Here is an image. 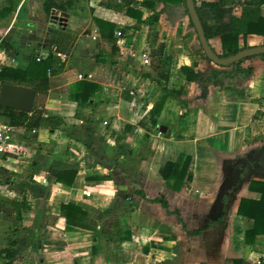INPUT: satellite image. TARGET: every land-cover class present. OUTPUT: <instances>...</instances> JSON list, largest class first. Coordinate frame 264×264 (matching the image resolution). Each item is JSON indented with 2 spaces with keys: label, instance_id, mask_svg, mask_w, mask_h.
<instances>
[{
  "label": "crops",
  "instance_id": "obj_1",
  "mask_svg": "<svg viewBox=\"0 0 264 264\" xmlns=\"http://www.w3.org/2000/svg\"><path fill=\"white\" fill-rule=\"evenodd\" d=\"M44 1L0 0V10H12L0 20V40L15 51L0 46V59L8 64L0 68L26 70L35 56L51 53L63 63L39 100L62 126L13 125L17 152L0 167V251L16 253L10 263L264 264V237L247 245L254 222L237 215L242 198L261 197L249 190L250 182H264V61L247 60L253 75L226 93L182 74L183 66H197L205 78L226 70L204 58L182 6L156 5V24L129 29L120 38L117 31L136 20L101 6L103 0H78L76 9L53 10L49 18ZM137 8L144 18L153 14ZM235 15L241 16L240 6ZM94 18L118 26L115 64L95 60L111 44L100 35L95 51ZM258 40L264 37L250 35L248 44ZM209 44L223 53L219 37ZM80 73L86 77L79 79ZM79 81L101 86L91 106L70 100ZM161 88L181 91L192 102L182 106L169 97L154 113ZM183 153L191 156L184 187L170 192L159 171ZM64 171H76L72 186L56 181ZM161 197L168 209L153 202ZM71 202L86 211L94 230H66L61 206ZM22 205L27 207L18 218L15 210ZM222 218L224 225L207 228ZM125 230L131 232L126 241Z\"/></svg>",
  "mask_w": 264,
  "mask_h": 264
},
{
  "label": "trees",
  "instance_id": "obj_2",
  "mask_svg": "<svg viewBox=\"0 0 264 264\" xmlns=\"http://www.w3.org/2000/svg\"><path fill=\"white\" fill-rule=\"evenodd\" d=\"M78 0H45L43 2V12L49 18L53 10L62 12H70L77 7ZM197 14L203 26L208 43L210 40L220 38L222 43V54H218L221 58H227L238 54L239 52L249 49L248 37L250 35L264 37V16L262 15V7L264 0H194ZM164 4L179 5L186 9L185 14L189 15L187 10V0H144L137 2L136 0H103L100 5L111 9L117 13L125 14L128 17L136 20V24L132 27L120 28L124 33L129 29L139 30L143 26L154 25L158 22L160 13L156 12V5ZM151 10L153 14L144 18L145 13L137 6ZM241 7V16L235 15L236 7ZM10 8L0 10V20L7 14L11 13ZM94 24L99 30V34L103 39H106L111 44L109 53L100 52L95 60L99 63L115 64V56L118 52L117 38L115 36L118 26L103 20L94 18ZM191 26L195 29L193 22ZM196 30V29H195ZM197 33V31H196ZM243 38V45H240V38ZM210 45V44H209ZM1 48L5 51L15 54L13 47L5 40L0 43ZM213 49V48H212ZM203 52V50H201ZM215 52V50L213 49ZM216 53V52H215ZM217 54V53H216ZM203 56L209 60L205 53ZM264 61V54L258 56ZM255 58V57H251ZM251 58L235 62L226 70H213L209 77L205 78L203 74L197 70V66H183L181 72L186 80L190 83H201L203 85L212 83L221 89L229 92L228 87L238 88L246 79L254 73L251 65L245 66L244 63ZM210 61V60H209ZM63 63L59 56L51 53L43 61L36 62L32 60L26 70H20L10 67L0 68V86L2 84H13L33 88L37 91L38 102L31 114L25 112H17L12 109L0 107V114L9 118L14 126L26 127L30 130L37 129L42 126L49 127L50 130L62 126L63 122L59 119L49 116L44 108L39 104L42 96H46L50 89L51 76L60 72ZM150 78V76H149ZM101 86L90 81H79L74 87V92L70 95L71 102L77 104L78 107L91 106L92 99L99 92ZM163 97L159 107H156L154 113H159L161 106L166 99L172 97L180 102L182 106H187L191 100H186L182 96L181 91L169 90L161 88ZM131 99V98H130ZM191 163V156L188 154H180L177 160L165 162L159 171L161 178L165 181L167 189L170 192H179L184 187V180L188 174ZM76 171H64L57 175L56 181L64 183L68 186L74 184ZM69 178V179H68ZM249 190L261 195L259 200L242 198L237 215L244 218L252 219L254 226L246 232L245 242L247 245H253L260 237H264V182L251 181ZM153 202H159L164 209H168V202L164 197L157 198ZM26 205L16 208V215L20 218V208H25ZM61 213L66 219L67 231H79V229L94 230L91 226L90 219L86 211L78 207L74 202L61 206ZM225 224L223 218L215 222H210L207 228L218 223ZM123 240L131 239V232L125 230ZM16 256V253L10 249L0 251V257L5 264H11ZM233 264H243L241 260H233Z\"/></svg>",
  "mask_w": 264,
  "mask_h": 264
},
{
  "label": "water",
  "instance_id": "obj_3",
  "mask_svg": "<svg viewBox=\"0 0 264 264\" xmlns=\"http://www.w3.org/2000/svg\"><path fill=\"white\" fill-rule=\"evenodd\" d=\"M187 10L200 39L198 49L203 50L207 58L216 66L227 68L235 62L264 54V45H260L252 46L227 58L219 57L208 43L194 0H187ZM36 100L37 91L33 88L13 84H2L0 86V107L30 114L35 108Z\"/></svg>",
  "mask_w": 264,
  "mask_h": 264
},
{
  "label": "built area",
  "instance_id": "obj_4",
  "mask_svg": "<svg viewBox=\"0 0 264 264\" xmlns=\"http://www.w3.org/2000/svg\"><path fill=\"white\" fill-rule=\"evenodd\" d=\"M8 32H5L3 34V37L7 35ZM91 40L94 44L97 45L95 51H98L99 45H100V34L99 30L97 28H92L90 30ZM118 37H123L124 34L121 30L117 31ZM2 40H0L1 42ZM143 58L145 61H147L148 57L146 54H143ZM45 59V57L41 55H37L34 57V60L36 62H41ZM0 65L7 66L8 64L5 63V61L0 59ZM79 79H84L86 77L85 73L79 74ZM133 95V92H131ZM108 123L105 122V125ZM14 132V126L11 124L10 120L7 119L5 116L0 114V167L2 166V163L9 159L13 154L17 152V144L14 141L12 137V133ZM2 182V174L0 172V183ZM257 264H262L261 261H258Z\"/></svg>",
  "mask_w": 264,
  "mask_h": 264
},
{
  "label": "rangeland",
  "instance_id": "obj_5",
  "mask_svg": "<svg viewBox=\"0 0 264 264\" xmlns=\"http://www.w3.org/2000/svg\"><path fill=\"white\" fill-rule=\"evenodd\" d=\"M198 43H199V41H198ZM260 45H264V42L258 40V41H257V44H256L255 46H260ZM245 64H248V61L245 62ZM219 68H220V67H219ZM43 98H44V97H41L40 101H42Z\"/></svg>",
  "mask_w": 264,
  "mask_h": 264
}]
</instances>
